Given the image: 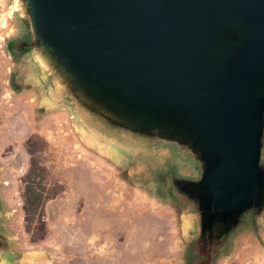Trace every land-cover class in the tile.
<instances>
[{
	"label": "water",
	"instance_id": "1",
	"mask_svg": "<svg viewBox=\"0 0 264 264\" xmlns=\"http://www.w3.org/2000/svg\"><path fill=\"white\" fill-rule=\"evenodd\" d=\"M49 92L102 141L174 144L196 238L264 210V0H13ZM177 193V191H175ZM4 213L0 208V226ZM0 258L15 255L11 239Z\"/></svg>",
	"mask_w": 264,
	"mask_h": 264
},
{
	"label": "rangeland",
	"instance_id": "2",
	"mask_svg": "<svg viewBox=\"0 0 264 264\" xmlns=\"http://www.w3.org/2000/svg\"><path fill=\"white\" fill-rule=\"evenodd\" d=\"M23 37L33 43L28 22L0 0L1 227L16 252L0 264H189L197 238L167 173L196 179L198 163L164 149L174 144L134 155L91 134L51 96L32 46L11 54ZM228 239L213 264H254L264 226Z\"/></svg>",
	"mask_w": 264,
	"mask_h": 264
},
{
	"label": "flooded vegetation",
	"instance_id": "3",
	"mask_svg": "<svg viewBox=\"0 0 264 264\" xmlns=\"http://www.w3.org/2000/svg\"><path fill=\"white\" fill-rule=\"evenodd\" d=\"M32 46V38L23 37L21 39H12L9 43V51L17 58L18 53L20 51H26L31 49ZM164 149H169L171 154H176L177 156H181L178 153L174 145L165 146ZM262 162L264 165V147H263V154H262ZM176 170L170 169L167 173V179L170 184L171 192L176 194V198L178 201H183L184 196L178 192V188L175 185V181L178 178H181ZM177 191V193H175ZM254 223L260 224V226H264V210H251L247 212L243 216L242 223L239 225H253ZM238 227V228H239ZM238 228L234 229L237 230ZM231 232L229 235L223 237L222 239H214L212 241L206 240L204 241L201 237H198L194 240V248L191 250L190 257H189V264H213L215 259L225 254L227 249L229 248V239L228 237L233 233ZM4 233L2 227L0 226V250H3L6 246V239L1 235ZM5 234V233H4ZM196 245V246H195Z\"/></svg>",
	"mask_w": 264,
	"mask_h": 264
},
{
	"label": "crops",
	"instance_id": "4",
	"mask_svg": "<svg viewBox=\"0 0 264 264\" xmlns=\"http://www.w3.org/2000/svg\"><path fill=\"white\" fill-rule=\"evenodd\" d=\"M253 255H254V262H255L254 264H264V248L262 249L261 255L258 251H254Z\"/></svg>",
	"mask_w": 264,
	"mask_h": 264
}]
</instances>
